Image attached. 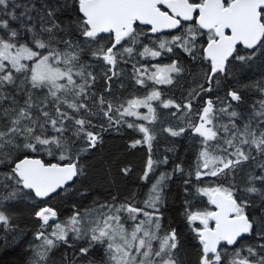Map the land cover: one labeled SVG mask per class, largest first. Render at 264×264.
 Returning <instances> with one entry per match:
<instances>
[{"label":"snow or ice","instance_id":"snow-or-ice-1","mask_svg":"<svg viewBox=\"0 0 264 264\" xmlns=\"http://www.w3.org/2000/svg\"><path fill=\"white\" fill-rule=\"evenodd\" d=\"M177 49L206 65L204 82L197 81L189 97L221 87L234 61L250 66L264 58V0H0V251L23 238L7 209L32 201L40 243L28 245L25 264H49L61 246L72 249L61 264H94L86 258L97 247L104 264H184L180 235L164 228L161 211L167 182L179 173L188 177L186 193L191 186L194 198H207L208 206L198 210L186 201L182 213L197 242L195 264H264V83L254 85L262 98L247 114L239 110L241 91L233 88L217 98L220 107L208 98L193 122L192 99L177 103L158 87L173 86L188 71L181 59L140 63L176 56ZM132 60V79L145 94L110 99L113 78L123 72L119 65ZM97 63L104 66L99 77L91 70ZM157 107L175 109L170 114L186 123L164 132L181 137L191 128L200 138L195 180L216 182L193 184V172L178 164L155 178L143 207L113 197L95 211L58 220L49 202L86 178L82 160L102 144L101 132L126 126L141 134L129 147L148 148L144 181L168 164L167 156L151 155ZM101 114L107 127L97 131L92 117Z\"/></svg>","mask_w":264,"mask_h":264},{"label":"trees","instance_id":"trees-1","mask_svg":"<svg viewBox=\"0 0 264 264\" xmlns=\"http://www.w3.org/2000/svg\"><path fill=\"white\" fill-rule=\"evenodd\" d=\"M17 3H26L27 0H16ZM20 9H17L19 13ZM13 26H17L16 22H12ZM147 43V41H145ZM243 54V50H242ZM181 59V62L188 69L182 74L173 86H158L165 93V98L174 99L177 103H186L189 99L188 91L196 87V82L203 83L204 77L201 72L202 65L199 62L191 61L184 53L177 49V55L168 54L156 60H140L141 64L151 65L155 63L167 64L172 59ZM136 59H139L137 57ZM136 60L130 61L128 64H121L119 67L123 69L122 74L117 78L114 77L111 83L112 93L109 98L118 97L121 101L125 98H130L133 94L143 96L145 90L136 86L132 79V64ZM98 77L104 70L102 64H95L91 69ZM195 77V80L193 79ZM264 83V58L255 59L250 62V66L243 65L238 61L233 62L232 74L227 80L222 82L221 87L215 88L212 92L202 93L199 97L192 99L191 119L196 121L195 113L201 109L208 98H212L217 107H220L219 98L223 100L226 92L233 88L241 91L244 97V103L239 110L248 113L251 106L262 98L261 93L254 87L256 82ZM103 79H99L96 85L98 92L103 91ZM121 84L123 87H121ZM108 96L107 93H105ZM155 104V102H154ZM235 105V102H233ZM175 109H163L157 107L158 119L152 127L156 133V140L153 142L152 158L161 160L165 156L169 158L168 164H159L155 167V175L151 181L141 179L143 175L149 151L146 145L130 148L129 145L133 139H139L138 132L128 129L126 126H120L119 131L108 129L101 132L103 142L96 149L92 150L83 160L82 164L87 169V175L81 177L71 194L61 195L49 202V205L54 207L58 212V220L63 221L73 214L74 211L85 210L95 211L99 205L105 203H113V197H116V202L135 203L143 207V201L147 198V193L151 187V183L161 173H171L176 165H181L188 171L193 172L192 183L199 186H207L216 182L215 178L203 177L202 181L197 182L194 177L196 168V157L201 149L199 143L200 138L194 134L191 128H188L186 133L181 137H171L163 131L166 127L186 126L179 118L180 114L173 116L170 113ZM127 120H133L132 117H126ZM188 117H185V121ZM224 122H227V117H224ZM93 124L96 125V130L99 131V125L104 124L107 127L106 118L101 115L92 117ZM138 123L140 121H137ZM214 143V142H213ZM175 146V151H168L169 148ZM44 159H51L43 156ZM129 168L131 171L125 175L121 169ZM247 169V166H245ZM244 175L243 172L237 174V180ZM186 175L181 176L176 173L171 180L167 182V187L164 190L165 206L161 210L163 213V226L165 229H177L182 247L179 255L184 264H195L197 242L193 240V233L190 231L187 221L182 213L185 210L186 201L191 202L192 210L201 209L207 205V198L193 196L194 190L189 186V192L184 191V179ZM36 204H41L39 200ZM32 201L14 204L7 209L11 212L15 219L14 223L18 225L19 230L23 233V238L19 244L8 247L0 251V264H25V260L29 252L26 251L29 244H39V241L34 240V234L37 231L36 220L31 216ZM72 249L66 246H61L55 249L50 257L49 264H61L62 257L65 254H71ZM86 259H91L94 264H104L103 250L100 247L93 249ZM86 264V260H85Z\"/></svg>","mask_w":264,"mask_h":264},{"label":"rangeland","instance_id":"rangeland-1","mask_svg":"<svg viewBox=\"0 0 264 264\" xmlns=\"http://www.w3.org/2000/svg\"><path fill=\"white\" fill-rule=\"evenodd\" d=\"M141 112H146V109H140Z\"/></svg>","mask_w":264,"mask_h":264}]
</instances>
